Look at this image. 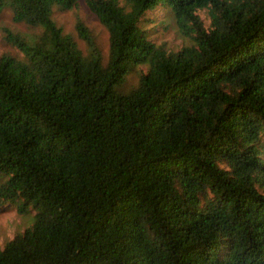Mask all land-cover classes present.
Wrapping results in <instances>:
<instances>
[{
    "label": "trees",
    "instance_id": "obj_1",
    "mask_svg": "<svg viewBox=\"0 0 264 264\" xmlns=\"http://www.w3.org/2000/svg\"><path fill=\"white\" fill-rule=\"evenodd\" d=\"M83 1L105 62L52 20L80 0H0L41 29L5 30L23 58L0 56V201L35 212L0 264H264V0ZM159 5L174 54L139 25Z\"/></svg>",
    "mask_w": 264,
    "mask_h": 264
},
{
    "label": "rangeland",
    "instance_id": "obj_2",
    "mask_svg": "<svg viewBox=\"0 0 264 264\" xmlns=\"http://www.w3.org/2000/svg\"><path fill=\"white\" fill-rule=\"evenodd\" d=\"M195 14L200 18L205 29H211V20L206 10L197 8ZM52 20L62 28L63 33L69 34L77 43L78 48L84 55L88 53L86 44L77 37L75 23L81 21L94 36L96 44L102 55L103 62L108 55V35L104 27L100 25L94 14L88 9L85 2L80 0L75 9L60 12L54 11ZM140 27L147 32L148 40L156 45H164L169 53H176L181 47L189 45V41L183 38L176 27L174 17L165 5H159L144 13L139 23ZM5 30L19 34L29 43L41 32L40 28H31L22 23H15L9 9H4L0 14V56L8 54L15 58L22 59L23 55L4 36ZM146 67V68H145ZM148 68L147 65L137 66L126 77V82L122 86L116 87V91L121 94H128L132 88L136 87L138 76ZM4 181H1L0 184ZM35 212L32 207H28L24 213L17 211L16 205L0 201V248L21 234L34 222Z\"/></svg>",
    "mask_w": 264,
    "mask_h": 264
}]
</instances>
